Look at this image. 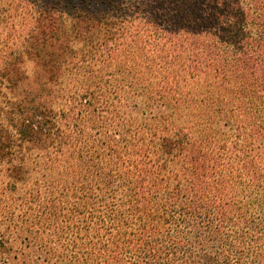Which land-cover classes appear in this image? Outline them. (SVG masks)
<instances>
[{
    "label": "trees",
    "instance_id": "16d2710c",
    "mask_svg": "<svg viewBox=\"0 0 264 264\" xmlns=\"http://www.w3.org/2000/svg\"><path fill=\"white\" fill-rule=\"evenodd\" d=\"M6 1L38 14L0 57L13 86L28 76L27 54L41 75H57L78 53L71 38L109 19L141 37L135 49L150 62L130 86L139 115L123 150L107 134L90 151L88 136L69 171L26 185L27 210L12 212L38 233L32 264H264V0ZM91 94L71 96L75 112L33 97L11 107L9 126L0 123L4 190L31 169L22 146L51 142L61 153L85 135L66 122L84 118Z\"/></svg>",
    "mask_w": 264,
    "mask_h": 264
},
{
    "label": "rangeland",
    "instance_id": "374dc122",
    "mask_svg": "<svg viewBox=\"0 0 264 264\" xmlns=\"http://www.w3.org/2000/svg\"><path fill=\"white\" fill-rule=\"evenodd\" d=\"M10 3L15 5L13 1ZM37 17L38 14L32 11L29 3H24L17 12L13 6H8L6 0H0V57H5L10 48L20 47L26 32L37 24ZM70 21L71 19L68 18V22ZM95 25L98 29L99 25ZM82 29L83 33L71 38L72 45L78 53L75 54L73 61L61 68L57 75H41L43 68L35 62L33 56L27 54L23 72L28 76L21 79L17 86H13L11 80L1 76L4 68L0 59V80H3L0 82V123L7 127L11 107L20 101L31 104L29 102L31 97L46 105L53 102L55 106L70 111L74 109L75 112L81 111L82 106L78 99L74 100L71 96L82 92L85 87H91L93 102L86 110H82L86 120L84 118L75 120L73 117L71 122L65 121L71 125L68 129L74 138L78 136V126L83 124L85 127V135L74 139L70 150H66L64 146L61 153L57 152L60 150L51 142L49 146L47 143H37L30 147L22 146L27 166L31 169L23 173L24 182H19L14 191L4 190L10 179L0 173V232L5 240V246L0 249V264H32L40 259L36 228L29 223H23L14 214V212L22 214L23 209L27 210L25 194L26 185L32 186L30 181L50 179L51 171L56 173L57 169L64 173L65 170L69 171L75 164V161L68 157L71 155L70 152L85 148L88 136L91 137V139L88 137L90 139L88 143L93 144L88 148L90 151L93 147H97L94 146L96 143L106 139L107 134L115 136L113 142L122 150L126 141L134 137L135 124L128 119L130 115L137 117L139 112H134L136 102L130 86L135 85L141 78V71L142 73L147 71L144 65L150 66L146 57L141 56V53L135 49L141 37L134 33L128 24H125L124 30L121 31L120 24L110 19L97 32L93 30L86 32V27ZM109 31H112L113 37L110 41L105 40L102 44L93 46L96 37L100 40L106 39ZM93 47H95L94 52ZM89 67L95 71L88 73ZM47 139L53 141L52 138ZM100 147L107 150L105 145ZM46 151L56 155H51L53 157L51 158ZM5 153L4 150V153L0 154L3 171L10 167L8 155Z\"/></svg>",
    "mask_w": 264,
    "mask_h": 264
}]
</instances>
